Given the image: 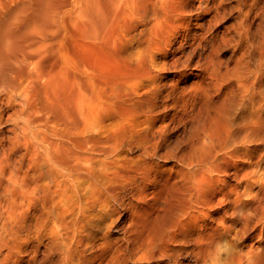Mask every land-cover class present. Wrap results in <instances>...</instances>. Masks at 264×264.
<instances>
[{
    "label": "rangeland",
    "instance_id": "obj_1",
    "mask_svg": "<svg viewBox=\"0 0 264 264\" xmlns=\"http://www.w3.org/2000/svg\"><path fill=\"white\" fill-rule=\"evenodd\" d=\"M142 1L95 136L56 169L0 146L8 264H264V0ZM222 102L236 143L200 161Z\"/></svg>",
    "mask_w": 264,
    "mask_h": 264
},
{
    "label": "bare ground",
    "instance_id": "obj_2",
    "mask_svg": "<svg viewBox=\"0 0 264 264\" xmlns=\"http://www.w3.org/2000/svg\"><path fill=\"white\" fill-rule=\"evenodd\" d=\"M139 7V0H0V146L4 156L5 141L13 143L10 151L15 143L36 141L56 169L55 154L95 136L106 104L117 105L120 100V35L125 23L134 25ZM243 109L244 113L247 109ZM234 110L223 102L217 105V115L205 129L210 143L199 139L193 146L200 161L208 160L217 147L231 148L236 143ZM2 162L0 176L4 177ZM7 185L2 190L7 192ZM6 240L1 236L0 264L9 261Z\"/></svg>",
    "mask_w": 264,
    "mask_h": 264
}]
</instances>
